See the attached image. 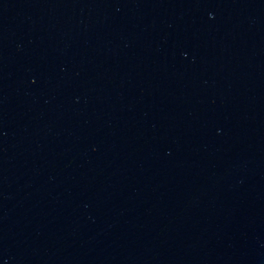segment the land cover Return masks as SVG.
I'll return each instance as SVG.
<instances>
[{
    "label": "water",
    "instance_id": "1",
    "mask_svg": "<svg viewBox=\"0 0 264 264\" xmlns=\"http://www.w3.org/2000/svg\"><path fill=\"white\" fill-rule=\"evenodd\" d=\"M0 264H264V0H0Z\"/></svg>",
    "mask_w": 264,
    "mask_h": 264
}]
</instances>
